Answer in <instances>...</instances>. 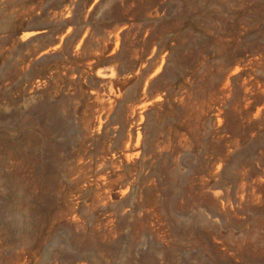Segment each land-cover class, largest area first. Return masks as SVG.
I'll return each mask as SVG.
<instances>
[{"label": "rangeland", "instance_id": "rangeland-1", "mask_svg": "<svg viewBox=\"0 0 264 264\" xmlns=\"http://www.w3.org/2000/svg\"><path fill=\"white\" fill-rule=\"evenodd\" d=\"M0 264H264V0H0Z\"/></svg>", "mask_w": 264, "mask_h": 264}]
</instances>
